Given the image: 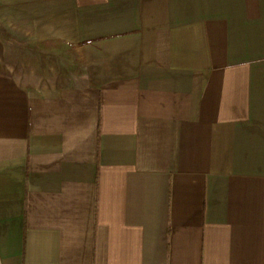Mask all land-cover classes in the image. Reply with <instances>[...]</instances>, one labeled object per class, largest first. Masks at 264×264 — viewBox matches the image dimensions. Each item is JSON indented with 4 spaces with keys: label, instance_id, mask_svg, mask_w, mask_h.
Wrapping results in <instances>:
<instances>
[{
    "label": "crops",
    "instance_id": "0c3cea01",
    "mask_svg": "<svg viewBox=\"0 0 264 264\" xmlns=\"http://www.w3.org/2000/svg\"><path fill=\"white\" fill-rule=\"evenodd\" d=\"M0 264H264V0H0Z\"/></svg>",
    "mask_w": 264,
    "mask_h": 264
}]
</instances>
